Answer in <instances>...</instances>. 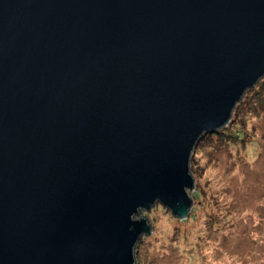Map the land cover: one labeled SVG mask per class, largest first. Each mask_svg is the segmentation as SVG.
<instances>
[{"label":"water","instance_id":"1","mask_svg":"<svg viewBox=\"0 0 264 264\" xmlns=\"http://www.w3.org/2000/svg\"><path fill=\"white\" fill-rule=\"evenodd\" d=\"M262 77L264 0H0V264H135Z\"/></svg>","mask_w":264,"mask_h":264},{"label":"rangeland","instance_id":"2","mask_svg":"<svg viewBox=\"0 0 264 264\" xmlns=\"http://www.w3.org/2000/svg\"><path fill=\"white\" fill-rule=\"evenodd\" d=\"M221 129L192 152L186 217L158 203L134 217L152 231L136 243L135 264H264V77Z\"/></svg>","mask_w":264,"mask_h":264},{"label":"trees","instance_id":"3","mask_svg":"<svg viewBox=\"0 0 264 264\" xmlns=\"http://www.w3.org/2000/svg\"><path fill=\"white\" fill-rule=\"evenodd\" d=\"M260 85H262V81H261V82L259 83V85L255 88L254 92H255L256 90H258V88L260 87ZM257 94H258V92H257ZM246 102H247L246 99H245V101L242 102L243 107H244L245 110H246V108H247ZM240 106H241V104L237 105V107H236L237 110H235L233 114H235V113L238 112V110L240 109ZM222 130H223V129H221V130L219 131V133H217V134H223ZM205 137H207V135H204V136H203V139H205Z\"/></svg>","mask_w":264,"mask_h":264}]
</instances>
